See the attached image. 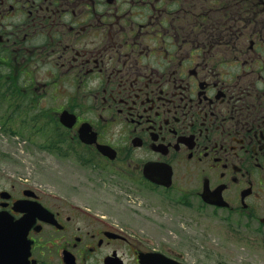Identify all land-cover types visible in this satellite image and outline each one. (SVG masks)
<instances>
[{
	"label": "flooded vegetation",
	"instance_id": "1",
	"mask_svg": "<svg viewBox=\"0 0 264 264\" xmlns=\"http://www.w3.org/2000/svg\"><path fill=\"white\" fill-rule=\"evenodd\" d=\"M2 62L59 123L70 188L106 194L26 195L0 175V215L27 223L0 234V264H192L127 231L140 187L264 245V0H0Z\"/></svg>",
	"mask_w": 264,
	"mask_h": 264
},
{
	"label": "rangeland",
	"instance_id": "2",
	"mask_svg": "<svg viewBox=\"0 0 264 264\" xmlns=\"http://www.w3.org/2000/svg\"><path fill=\"white\" fill-rule=\"evenodd\" d=\"M8 72V68L1 66L0 78ZM8 103L27 104L26 115L31 118H13L9 104L0 106V174L15 181L19 189H31L36 194H61L63 187L66 194H106L86 179L75 183L78 188L72 190L70 182L76 168L62 164L56 142V123L38 117L34 102L23 103L15 99ZM81 185L84 186L81 188ZM125 194L124 202L129 207H141L143 203L150 206L140 213V217L129 220L134 226L133 234L149 240V245L163 243L165 248L182 253L192 264H264L263 242L250 245L248 242L252 241L250 237L254 233L232 229L225 222V212L215 214L207 210L203 215H187L170 195L154 194L146 187ZM187 218L195 221H187ZM255 238L264 239V232L256 233ZM189 244L194 248L205 245L201 253L197 249L196 255H192L187 253ZM202 259L204 262L199 263Z\"/></svg>",
	"mask_w": 264,
	"mask_h": 264
},
{
	"label": "trees",
	"instance_id": "3",
	"mask_svg": "<svg viewBox=\"0 0 264 264\" xmlns=\"http://www.w3.org/2000/svg\"><path fill=\"white\" fill-rule=\"evenodd\" d=\"M11 97L15 98V99H20L19 97H15L13 95L7 96V94H4L3 92L0 93V105H2L3 103H8L9 99H12ZM19 107V106H17ZM19 113V109H14V111H12V115L13 118L16 117V115ZM11 118V117H10ZM8 118V119H10Z\"/></svg>",
	"mask_w": 264,
	"mask_h": 264
},
{
	"label": "water",
	"instance_id": "4",
	"mask_svg": "<svg viewBox=\"0 0 264 264\" xmlns=\"http://www.w3.org/2000/svg\"><path fill=\"white\" fill-rule=\"evenodd\" d=\"M28 192V191H27Z\"/></svg>",
	"mask_w": 264,
	"mask_h": 264
}]
</instances>
